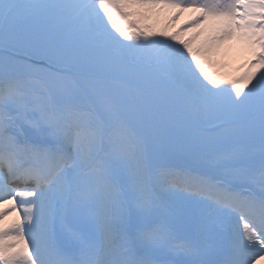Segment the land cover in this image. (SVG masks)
I'll use <instances>...</instances> for the list:
<instances>
[{
  "label": "snow or ice",
  "instance_id": "1",
  "mask_svg": "<svg viewBox=\"0 0 264 264\" xmlns=\"http://www.w3.org/2000/svg\"><path fill=\"white\" fill-rule=\"evenodd\" d=\"M262 261L264 0H0V264Z\"/></svg>",
  "mask_w": 264,
  "mask_h": 264
},
{
  "label": "bare ground",
  "instance_id": "2",
  "mask_svg": "<svg viewBox=\"0 0 264 264\" xmlns=\"http://www.w3.org/2000/svg\"><path fill=\"white\" fill-rule=\"evenodd\" d=\"M174 11L177 10L163 9L154 11L150 15V18L147 21H143L142 23L151 25L156 31L164 30L166 32H170L172 31V29H176L178 25H180L182 22L187 21V19L191 17V11L189 10L181 12L178 19L172 20L170 17ZM118 22L122 23V21ZM197 31L199 30L186 27L180 33V35L183 37L194 36L191 46H193L194 44L199 46L204 42L206 36L209 33L206 29L201 32L200 35H196L195 33ZM246 55L247 51L242 42L236 37H232L225 38L224 40L212 45L211 49L208 52L202 54L200 58L207 67L210 74L213 75L211 68L216 66L217 71L214 73V76L222 78L225 75H235V77H237L242 74V71L240 70V63L245 60ZM15 218L16 213L10 212L4 217L3 223L7 225L11 223ZM261 264H264V261L261 262Z\"/></svg>",
  "mask_w": 264,
  "mask_h": 264
},
{
  "label": "rangeland",
  "instance_id": "3",
  "mask_svg": "<svg viewBox=\"0 0 264 264\" xmlns=\"http://www.w3.org/2000/svg\"><path fill=\"white\" fill-rule=\"evenodd\" d=\"M246 58H248V54H247ZM242 64H243V63H242ZM215 70H216V68H213V72H215ZM228 76H229V75L224 76V77L227 78Z\"/></svg>",
  "mask_w": 264,
  "mask_h": 264
}]
</instances>
